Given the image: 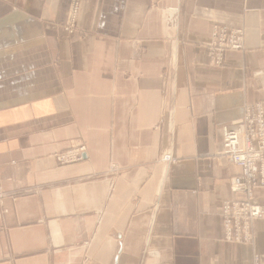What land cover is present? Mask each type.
<instances>
[{"label":"crops","instance_id":"1","mask_svg":"<svg viewBox=\"0 0 264 264\" xmlns=\"http://www.w3.org/2000/svg\"><path fill=\"white\" fill-rule=\"evenodd\" d=\"M71 2L0 0V264H264V221L228 242L219 209L222 126L264 98V0H81L70 32ZM214 25L244 29L221 67Z\"/></svg>","mask_w":264,"mask_h":264},{"label":"built area","instance_id":"2","mask_svg":"<svg viewBox=\"0 0 264 264\" xmlns=\"http://www.w3.org/2000/svg\"><path fill=\"white\" fill-rule=\"evenodd\" d=\"M81 0H72L65 28L72 31ZM210 43V44H209ZM208 43L210 64L223 65L227 51L245 49L244 29L215 25ZM86 146L81 143L74 150L59 152L55 157L63 164L81 161ZM222 155L240 168L230 179V188L236 196L222 201L220 216L224 239L229 242L249 243L256 219L264 221V206L255 201V189L264 185V98L243 105L242 117L222 126ZM64 159H68L65 161ZM170 164L174 158L165 153L161 158ZM258 264V257H254Z\"/></svg>","mask_w":264,"mask_h":264},{"label":"rangeland","instance_id":"3","mask_svg":"<svg viewBox=\"0 0 264 264\" xmlns=\"http://www.w3.org/2000/svg\"><path fill=\"white\" fill-rule=\"evenodd\" d=\"M71 5H72V2H71ZM71 5H70V7H69V9H68V11H67V15H68V12H69V10H70V8H71ZM66 22H67V17H66ZM66 22H65V24H66ZM215 26V25H214ZM210 40H211V35H210V37H209V40H208V42H207V50H209V46H208V43L210 42ZM210 44V43H209ZM232 51H234V50H232ZM207 53H208V51H207ZM224 61V60H223ZM224 63V62H223ZM222 66V64L220 65V66H217V67H221ZM230 123H233V122H230ZM229 124V123H228ZM81 143L80 142H78V143H75V144H71V146H69L67 149H65V150H63V151H60V152H69V151H71V150H74V147H78L79 145H80ZM85 145V144H84ZM57 153H59V152H57ZM85 153H86V149H85ZM222 153V152H221ZM171 154V153H170ZM84 156H85V154H84ZM224 157V156H223ZM84 158V157H83ZM55 159H56V161H57V163H59V164H61V165H63V163L62 162H60L56 157H55ZM65 161H67L68 159H64ZM227 160V159H226ZM160 161L161 162H163L161 159H160ZM77 162H79V161H77ZM72 163H75V162H72ZM172 163V162H171ZM66 164H69V163H66ZM167 163H165V162H163V165H166ZM233 164V163H232ZM168 165V164H167ZM238 167V166H237ZM239 168V167H238ZM239 173H240V168H239ZM238 173V174H239ZM234 176V175H233ZM232 176V177H233ZM231 179V178H230ZM255 194V193H254ZM233 198V197H232ZM231 199V198H230ZM220 209V208H219ZM222 221V220H221ZM224 238V237H223ZM225 240V239H224ZM226 241V240H225ZM229 242V241H228ZM233 243H236V242H233Z\"/></svg>","mask_w":264,"mask_h":264}]
</instances>
